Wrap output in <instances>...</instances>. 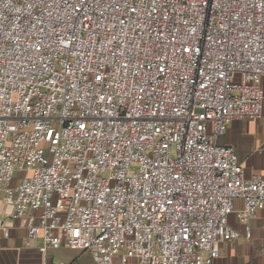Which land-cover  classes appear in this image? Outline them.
Listing matches in <instances>:
<instances>
[{"label": "built area", "instance_id": "built-area-1", "mask_svg": "<svg viewBox=\"0 0 264 264\" xmlns=\"http://www.w3.org/2000/svg\"><path fill=\"white\" fill-rule=\"evenodd\" d=\"M263 110L264 0H0V206L46 257L213 264L236 200L250 240L220 139Z\"/></svg>", "mask_w": 264, "mask_h": 264}, {"label": "crops", "instance_id": "crops-1", "mask_svg": "<svg viewBox=\"0 0 264 264\" xmlns=\"http://www.w3.org/2000/svg\"><path fill=\"white\" fill-rule=\"evenodd\" d=\"M264 116V110H263ZM252 132L253 135H247ZM245 133V135H244ZM254 134L256 136H254ZM222 145L235 148L247 177L263 174L264 156V121L235 120L229 123L227 132L221 137ZM243 209V201H235V212L229 217V223L236 228L241 237L229 244H221L220 256L213 264H264V208L251 220L252 237L247 240L245 227L239 222L238 214ZM26 217L12 219L0 206V264H96L88 252H83L64 245L51 251L46 257L39 250V243H24L27 237ZM114 264H123L116 257ZM128 264H141L132 260Z\"/></svg>", "mask_w": 264, "mask_h": 264}, {"label": "rangeland", "instance_id": "rangeland-1", "mask_svg": "<svg viewBox=\"0 0 264 264\" xmlns=\"http://www.w3.org/2000/svg\"><path fill=\"white\" fill-rule=\"evenodd\" d=\"M262 120L264 121V116H262ZM244 135H245V133H244ZM247 135H250V136H251V135H253V134H252V132H250V133L247 134ZM254 136H256V135L254 134Z\"/></svg>", "mask_w": 264, "mask_h": 264}]
</instances>
